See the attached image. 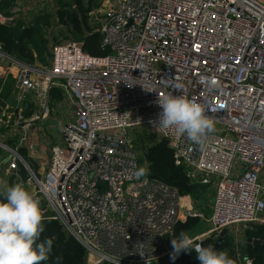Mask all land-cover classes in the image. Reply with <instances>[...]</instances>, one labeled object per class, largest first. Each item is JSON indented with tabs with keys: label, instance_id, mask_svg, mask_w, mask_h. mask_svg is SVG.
Wrapping results in <instances>:
<instances>
[{
	"label": "built area",
	"instance_id": "1",
	"mask_svg": "<svg viewBox=\"0 0 264 264\" xmlns=\"http://www.w3.org/2000/svg\"><path fill=\"white\" fill-rule=\"evenodd\" d=\"M3 15L0 23L19 21ZM88 17L107 55L68 40L51 48L43 67L0 42V80H15L0 111L7 186L30 191L89 264H154L169 255L166 238L182 222L183 198L144 164L145 148L165 140L187 178L212 193L211 211L198 215L210 230L194 244L208 235L214 243L240 224L264 227V0H121L105 11L91 7ZM165 95L201 104L215 131L198 144L174 128L154 129ZM65 106L63 144L47 146L40 179L28 162L34 140ZM144 132L152 142H142Z\"/></svg>",
	"mask_w": 264,
	"mask_h": 264
},
{
	"label": "trees",
	"instance_id": "2",
	"mask_svg": "<svg viewBox=\"0 0 264 264\" xmlns=\"http://www.w3.org/2000/svg\"><path fill=\"white\" fill-rule=\"evenodd\" d=\"M75 3L79 16H81H75L78 20L76 28L81 34H84L85 31L91 30L88 23V12L95 5L87 7L84 5L83 0H75ZM45 17L43 15L37 16L32 21V25L23 21L0 23V42L4 47V51L19 61L30 65L36 63V58L40 57V60H44L43 56L47 54L46 40L42 31V25L46 22ZM82 39L84 40L85 50L92 56L108 54V50L103 46L102 36L98 32H91ZM48 54L50 55V53ZM14 83L15 80L12 76L6 80H0V97L2 100H8L11 97ZM60 98L59 92H55V99L59 100ZM144 154V160L147 161L150 168V170H147L149 177L158 178L171 186H176L183 197L192 199L201 209L206 206L208 203V186L193 183L187 178L183 168L176 165L173 151L167 141L154 142L145 148ZM21 170L22 177H25L24 170ZM202 224L200 217H189L185 222H179L176 225L174 236L177 238L181 231L190 236ZM44 226L45 231L42 233L40 240L43 241L50 237H55V239L49 260L42 262V264H53L56 257H62V264H89L85 248L67 233L61 222L45 218ZM229 238V236L224 238L217 251L227 253L235 261V264H246V258L251 264H264V244L255 245L247 242V239L264 241V227L251 225L245 231V242L243 241L237 246ZM211 244L212 241H206L202 246L209 247ZM154 264H199V261L193 251L180 253L175 262L171 259H163Z\"/></svg>",
	"mask_w": 264,
	"mask_h": 264
},
{
	"label": "clouds",
	"instance_id": "3",
	"mask_svg": "<svg viewBox=\"0 0 264 264\" xmlns=\"http://www.w3.org/2000/svg\"><path fill=\"white\" fill-rule=\"evenodd\" d=\"M161 108L153 128L165 131L174 128L179 135L202 144L215 131V121L205 114L204 107L183 96L165 95L157 101ZM144 169L136 171L139 178ZM45 217L40 201L22 185L7 186L0 180V264H42L47 262L53 249L55 237L40 240L45 231ZM173 252L170 259L175 262L182 252H195L199 264H235L225 252L211 246L194 244L184 231L171 240ZM53 264H62L56 257Z\"/></svg>",
	"mask_w": 264,
	"mask_h": 264
},
{
	"label": "rangeland",
	"instance_id": "4",
	"mask_svg": "<svg viewBox=\"0 0 264 264\" xmlns=\"http://www.w3.org/2000/svg\"><path fill=\"white\" fill-rule=\"evenodd\" d=\"M118 1L119 0H83V3L87 7H89L90 5H95L92 7H102L103 11H105L108 10L109 8H113L114 6L116 7ZM0 7L2 8L3 6L0 5ZM0 11L2 12L3 10ZM6 11L8 12H5L3 16L7 18H13L14 16H18L16 15L17 14L16 11L20 13L21 9H19L18 6L15 7L13 5L12 7H9L8 10ZM40 15L46 16L45 17L46 22H44L42 25L43 27L42 31L46 40L47 54L50 53V50L53 46L63 44L68 40H72L75 42H83L84 40L82 38H85L91 32L97 31L99 28L98 22L90 21V19H88V23L91 30L85 31L84 34H81L79 32V30L76 28L78 20L75 18V16L78 17L81 16H79V12H78V8L76 7L75 0H51L50 3H47L44 6L41 12H38L35 18ZM47 54L43 56L44 60L42 59L40 60V57L36 58V63L32 65L48 67L49 54L48 55ZM5 102L6 101L2 100V98L0 97V111L1 108L5 105ZM70 113H71L70 108L66 106L61 111L57 110V113L54 116L50 117V119L44 122L43 124H40L42 131L36 135V137H38V140L39 139L40 140L39 141L37 140L36 142L33 139L34 143L37 144L38 146L39 144H41L43 149L42 148L39 149L36 145L35 152L32 154V159L28 162L30 163L32 169L35 171V173L38 175L40 179L42 178V167L47 165L46 163L49 158V148L47 147L46 144L49 145L63 144V134H62L63 123H67L68 121H70L71 119L69 116ZM1 136L3 135L0 133V137ZM44 140L46 144L44 143ZM141 140H143L144 142H152V139L150 138L149 134H146V132H144L141 135ZM144 164L146 169L150 170V168L148 167L149 164L147 163L146 160H144ZM3 178L5 182H7L10 179V177L9 178L3 177ZM0 180L3 179L0 178ZM172 187H174L178 191L180 196L183 198L182 215H181L182 222H185L187 220L188 214H193L198 217L199 214H203L204 212H206V210H208L207 204L209 205L210 202H208L206 206L201 209V207L195 204L192 199L188 197H183L176 186L172 185ZM247 227L250 228V226L247 224L238 225V228L241 230L240 232L237 231L238 233L234 232L235 230H233V228L231 230L229 229V235H228L230 237L229 239L232 241V243L234 242L236 246L243 243V241L245 242L244 230ZM209 230H210V226L203 222V224L199 228H197L190 235V237L194 241L198 239L200 236L205 235V232ZM172 239H175L174 230L166 238V246L169 251V255H167L165 258L167 260L170 259V254L173 252V248L171 245ZM91 260L93 261V259Z\"/></svg>",
	"mask_w": 264,
	"mask_h": 264
},
{
	"label": "crops",
	"instance_id": "5",
	"mask_svg": "<svg viewBox=\"0 0 264 264\" xmlns=\"http://www.w3.org/2000/svg\"><path fill=\"white\" fill-rule=\"evenodd\" d=\"M121 0H119L117 2V5L118 3L120 2ZM1 2V6H3L2 8L0 7V10H3L2 12H8L6 10H8L9 7H12L13 5L15 7H19V9H21V12L20 14L18 15V18H19V21H23L24 23L26 24H31L32 25V21L34 20L35 16L38 14V12H41L42 9L44 8V6L47 4V3H50L51 0H0ZM116 5V4H114ZM113 5V6H114ZM112 6V5H111ZM115 7V6H114ZM10 102V101H9ZM57 110L59 109H55L51 115L54 116L56 113H57ZM70 115V114H69ZM64 125V123H63ZM40 140V139H39ZM38 140V141H39ZM44 143H45V140H44ZM46 144V143H45ZM47 146H49L51 148L52 145H49V144H46ZM55 145V144H54ZM40 147V146H39ZM48 147V148H49ZM46 161V160H45ZM48 162V160H47ZM2 177V176H0ZM3 181H4V178L2 177ZM10 181V183L12 184V179L11 180H8ZM208 200L207 202H210V204L208 205V210L204 213H207L208 211L210 212L211 211V206H212V193L211 191L208 189ZM237 226V227H236ZM236 226H233L231 228H229L230 230L233 228V230H235L234 232L238 233L240 232L241 230L238 228V225ZM251 227V225H249ZM228 229V230H229ZM248 229V227L244 230V232ZM238 231V232H237ZM233 232V231H232ZM248 240V239H247ZM213 243V242H212ZM248 259L246 258L245 259V262L247 261Z\"/></svg>",
	"mask_w": 264,
	"mask_h": 264
},
{
	"label": "water",
	"instance_id": "6",
	"mask_svg": "<svg viewBox=\"0 0 264 264\" xmlns=\"http://www.w3.org/2000/svg\"><path fill=\"white\" fill-rule=\"evenodd\" d=\"M10 101H12V99H10ZM22 170L21 167L19 168V173L21 174ZM229 235V230L225 229L223 230L219 237L217 238V241L211 244V247L214 248V250H218L224 240L225 237H227ZM212 240V236L208 235L205 237V239L202 241V243H205L206 241H211ZM248 243H253L255 245H263L264 241H260V240H253V239H248L247 240Z\"/></svg>",
	"mask_w": 264,
	"mask_h": 264
}]
</instances>
